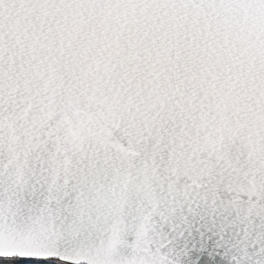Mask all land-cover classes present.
<instances>
[{"label":"snow or ice","instance_id":"6c2138e0","mask_svg":"<svg viewBox=\"0 0 264 264\" xmlns=\"http://www.w3.org/2000/svg\"><path fill=\"white\" fill-rule=\"evenodd\" d=\"M0 257L264 264V0H0Z\"/></svg>","mask_w":264,"mask_h":264},{"label":"trees","instance_id":"16d2710c","mask_svg":"<svg viewBox=\"0 0 264 264\" xmlns=\"http://www.w3.org/2000/svg\"><path fill=\"white\" fill-rule=\"evenodd\" d=\"M0 264H57L56 262L49 260L41 259H22V258H9L1 259Z\"/></svg>","mask_w":264,"mask_h":264},{"label":"water","instance_id":"95a60500","mask_svg":"<svg viewBox=\"0 0 264 264\" xmlns=\"http://www.w3.org/2000/svg\"><path fill=\"white\" fill-rule=\"evenodd\" d=\"M0 258L5 259V257H0ZM13 258H18V257H13ZM6 259H9V258H6ZM22 259H34V258H22ZM49 259H55V258H49ZM49 259H41V260H49ZM57 260H59V259H57ZM62 262L68 263L67 261H62Z\"/></svg>","mask_w":264,"mask_h":264},{"label":"built area","instance_id":"2783aa9c","mask_svg":"<svg viewBox=\"0 0 264 264\" xmlns=\"http://www.w3.org/2000/svg\"><path fill=\"white\" fill-rule=\"evenodd\" d=\"M51 260L56 262L57 264H68V263L62 262V261L57 260V259H51Z\"/></svg>","mask_w":264,"mask_h":264}]
</instances>
